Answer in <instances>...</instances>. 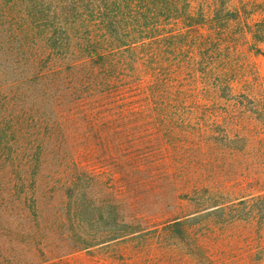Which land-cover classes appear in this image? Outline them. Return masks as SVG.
<instances>
[{
  "label": "trees",
  "instance_id": "trees-1",
  "mask_svg": "<svg viewBox=\"0 0 264 264\" xmlns=\"http://www.w3.org/2000/svg\"><path fill=\"white\" fill-rule=\"evenodd\" d=\"M249 52L264 55V0H0V143L25 129L28 162L40 169L50 154L63 159L72 140L118 131L130 192L154 158V138L138 130L185 125L195 131L189 191H203V209L263 218L260 170L256 187L238 184L226 200L230 187L213 176L221 145L264 141V94L245 76ZM7 144L4 158L16 153ZM185 223L172 225L186 232Z\"/></svg>",
  "mask_w": 264,
  "mask_h": 264
},
{
  "label": "rangeland",
  "instance_id": "rangeland-1",
  "mask_svg": "<svg viewBox=\"0 0 264 264\" xmlns=\"http://www.w3.org/2000/svg\"><path fill=\"white\" fill-rule=\"evenodd\" d=\"M249 57L245 76L264 94V55ZM91 132L87 145L72 140L63 159L50 154L40 169L28 162L25 129L6 133L0 151L8 143L16 153L0 155V264H264V217L252 219L243 207L209 214L214 208L204 210L198 201L203 191L190 193L196 153L186 145L194 130H138L144 140L154 138L148 149L154 158L145 163L150 174L130 192L123 188L119 132ZM232 150L221 145L213 175L230 187L225 200L238 184L255 186L256 170L264 178V141L248 148L234 142ZM70 178L71 191L64 188ZM177 218L186 232L172 225Z\"/></svg>",
  "mask_w": 264,
  "mask_h": 264
}]
</instances>
